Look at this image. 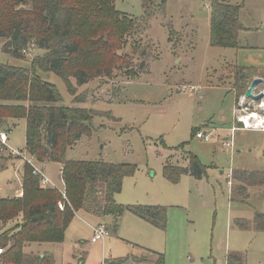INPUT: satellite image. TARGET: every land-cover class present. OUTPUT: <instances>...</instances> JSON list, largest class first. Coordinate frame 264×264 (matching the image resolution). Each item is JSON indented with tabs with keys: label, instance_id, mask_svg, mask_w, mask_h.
<instances>
[{
	"label": "rangeland",
	"instance_id": "1",
	"mask_svg": "<svg viewBox=\"0 0 264 264\" xmlns=\"http://www.w3.org/2000/svg\"><path fill=\"white\" fill-rule=\"evenodd\" d=\"M210 3L166 0L165 16L154 17L142 36L153 48L147 69L136 79L126 81L127 74L118 73L112 80L92 79L82 87L70 79L77 95L88 96L79 107L106 114L93 120L91 136L69 149L67 159L133 166L116 203L165 207L167 218L160 230L125 211L115 230L111 217L100 220L79 213L62 244L32 247L50 253L55 264H157L160 256L163 264H226L230 255L240 264H264V234L253 223L255 213H264V187L248 188L246 197L234 193L242 186L234 174H264V132L238 129L247 118L253 117L249 124L264 119V98L254 102L242 96L236 106L232 91L238 66L255 71L250 82L261 79L255 94H264V0H243L239 21L248 32L239 35L238 50L209 45ZM116 9L140 18L141 0H116ZM4 43L0 39L3 65L30 69V62L42 55L31 49L25 60H16L2 51ZM130 51L126 46L120 53ZM39 76L56 87L64 105L72 104L59 77ZM183 85L198 87L200 93L180 92ZM10 125L7 144L23 151L26 122ZM196 131L207 140L197 139ZM187 152L205 167V175L200 180L184 175L177 183L168 181L164 166L187 167ZM11 156L14 160L0 172V198L18 197L21 191L23 162ZM58 171L50 164L45 175L61 186ZM237 221H245L246 228H239ZM100 223L110 232L103 246L90 243L89 226Z\"/></svg>",
	"mask_w": 264,
	"mask_h": 264
},
{
	"label": "trees",
	"instance_id": "2",
	"mask_svg": "<svg viewBox=\"0 0 264 264\" xmlns=\"http://www.w3.org/2000/svg\"><path fill=\"white\" fill-rule=\"evenodd\" d=\"M165 4L166 0H141V16L134 18L119 12L116 0H0V39L5 40L2 51L21 61L31 49L42 52L30 62V69L0 64V130L7 134L14 125L9 126L10 122L25 120L22 152L44 174L46 165L59 167L68 201L60 211L57 207L60 193L42 188L41 177L24 163L22 197L0 198L3 264H55L51 255L26 253L25 248L62 244L66 230L79 213L96 218L111 217L116 230L118 220L128 211L157 229H165V207L116 203L115 196L121 192L125 177L133 174V166L70 160L66 156L83 136H91L93 120L106 114L79 107L87 102L88 96L77 95L70 79L79 87L92 79L112 80L118 73L127 74L126 81L136 79L147 69L145 61L153 48L146 37V43L142 42V36L154 17L165 16ZM243 7V0H211V47L240 49L239 35L248 32L239 21ZM169 30L171 42L172 27ZM126 46L131 49L130 55L120 53ZM136 56L138 61L134 60ZM252 71L234 68L232 91L237 104L255 75ZM39 73L59 77L72 104L64 105L56 87ZM187 157V167L169 163L164 166L163 175L168 181L177 183L184 175L200 180L205 175V167L197 157L189 152ZM12 159L6 149L0 148V172L7 169ZM234 179L242 185L234 191L241 197L248 196V188L264 187L263 173L242 171L234 174ZM253 223L264 234V213H255ZM237 226L246 228L247 223L237 221ZM163 262L160 256L157 264ZM226 264L240 262L230 255Z\"/></svg>",
	"mask_w": 264,
	"mask_h": 264
},
{
	"label": "built area",
	"instance_id": "3",
	"mask_svg": "<svg viewBox=\"0 0 264 264\" xmlns=\"http://www.w3.org/2000/svg\"><path fill=\"white\" fill-rule=\"evenodd\" d=\"M179 91L180 92H186L187 91V92L194 94V95H198L200 93V89L198 87L190 86V85H188V86L183 85ZM262 108H264V107L262 106ZM263 120H256L254 122V124H252V123L247 124L244 121V122H242L243 129H245V130L253 129L256 131L261 130L264 132V121ZM196 138L201 139V140H205V141L207 140V137L204 136V133H198L196 135ZM7 143H8V135L4 131L0 130V148L6 149L11 155H15V156L20 157L23 164L26 163L29 166H31L33 168L34 174H37L41 177L40 184H41L42 188L57 190L61 195V200L58 202L57 207L60 211H63L65 209V204L68 203V201H67V197L65 196L62 185L58 186L49 177H47L42 172V170L40 168H38L35 165L34 160L28 158L24 152L9 147ZM225 146L227 148L228 147L230 148L231 144H225ZM228 177H231V176L228 175ZM228 185L231 186V182H228ZM22 195L23 194L20 191L18 193V197H22ZM91 231H92V237L90 240L91 244L99 243V244L104 245L106 239L110 236L109 229L105 225H98V226L92 227ZM3 253H4V251L0 250V264H3V261H2Z\"/></svg>",
	"mask_w": 264,
	"mask_h": 264
},
{
	"label": "crops",
	"instance_id": "4",
	"mask_svg": "<svg viewBox=\"0 0 264 264\" xmlns=\"http://www.w3.org/2000/svg\"><path fill=\"white\" fill-rule=\"evenodd\" d=\"M239 20H240V18H239ZM243 26V25H242ZM244 27V26H243ZM245 28V27H244ZM245 29H247V28H245ZM243 34V33H242ZM240 41V40H239ZM240 48H241V41H240ZM252 78V77H251ZM251 80V79H250ZM262 83V82H261ZM260 85V84H259ZM258 85V86H259ZM257 86V87H258ZM256 87V88H257ZM256 90V89H255ZM254 94H255V91H254ZM239 101H240V99H239ZM238 104L236 103V106H237ZM236 124V123H235ZM237 130V128H235V127H233L232 128V130ZM238 129H241V130H245V129H242V128H238ZM261 132V131H260ZM49 167H50V165H46V167H45V171L47 170V169H49ZM59 171H60V169H59ZM58 171V172H59ZM245 172V171H244ZM59 177H60V172H59ZM51 179V178H50ZM52 180V179H51ZM53 181V180H52ZM54 182V181H53ZM87 215V214H86ZM80 216H82L81 214H76L75 215V217H80ZM87 216H89V215H87ZM90 218H93V219H96V217H92V216H89ZM106 218V217H105ZM105 218H97V219H100V220H103V219H105ZM98 225H105L107 228H108V226L106 225V224H104V223H100V224H97V225H95V226H98ZM95 226H89L90 227V230H91V228L92 227H95ZM109 229V228H108ZM66 233V232H65ZM98 244V243H97ZM44 245H60V244H41V245H30V246H27L26 248H25V252L26 253H32V254H39V255H43V254H48V255H50V253H48V252H37V251H35L32 247L33 246H37V247H42V246H44ZM102 245V244H101ZM103 246V245H102ZM52 256V255H51Z\"/></svg>",
	"mask_w": 264,
	"mask_h": 264
},
{
	"label": "water",
	"instance_id": "5",
	"mask_svg": "<svg viewBox=\"0 0 264 264\" xmlns=\"http://www.w3.org/2000/svg\"><path fill=\"white\" fill-rule=\"evenodd\" d=\"M262 80L259 79V78H255L253 79L248 88L246 89L244 95H243V98L244 100H252L254 102H259L260 100H262L264 98V94L260 93V94H254V91L256 89V87L261 84Z\"/></svg>",
	"mask_w": 264,
	"mask_h": 264
},
{
	"label": "bare ground",
	"instance_id": "6",
	"mask_svg": "<svg viewBox=\"0 0 264 264\" xmlns=\"http://www.w3.org/2000/svg\"><path fill=\"white\" fill-rule=\"evenodd\" d=\"M251 118H253V117L247 118V119L245 120V122H246L247 124H249V121H250Z\"/></svg>",
	"mask_w": 264,
	"mask_h": 264
}]
</instances>
